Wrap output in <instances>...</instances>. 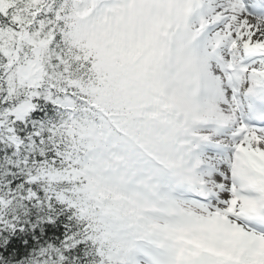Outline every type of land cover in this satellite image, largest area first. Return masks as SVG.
I'll return each instance as SVG.
<instances>
[{"label":"snow or ice","instance_id":"obj_1","mask_svg":"<svg viewBox=\"0 0 264 264\" xmlns=\"http://www.w3.org/2000/svg\"><path fill=\"white\" fill-rule=\"evenodd\" d=\"M0 264H264V0H0Z\"/></svg>","mask_w":264,"mask_h":264}]
</instances>
